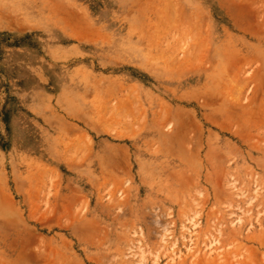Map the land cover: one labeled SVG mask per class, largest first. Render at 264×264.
Segmentation results:
<instances>
[{"label": "rangeland", "instance_id": "1", "mask_svg": "<svg viewBox=\"0 0 264 264\" xmlns=\"http://www.w3.org/2000/svg\"><path fill=\"white\" fill-rule=\"evenodd\" d=\"M0 264H264V0H0Z\"/></svg>", "mask_w": 264, "mask_h": 264}, {"label": "crops", "instance_id": "2", "mask_svg": "<svg viewBox=\"0 0 264 264\" xmlns=\"http://www.w3.org/2000/svg\"><path fill=\"white\" fill-rule=\"evenodd\" d=\"M141 84H144V82L141 80V82H140ZM141 89H142V86H141ZM88 123H92V124H94V121H87ZM92 131H93V129H92Z\"/></svg>", "mask_w": 264, "mask_h": 264}]
</instances>
